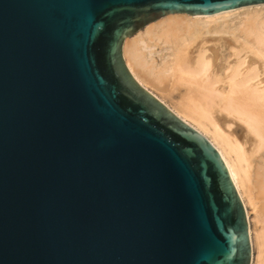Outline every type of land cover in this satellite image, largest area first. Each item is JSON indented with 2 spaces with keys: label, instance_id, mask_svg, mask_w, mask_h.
<instances>
[{
  "label": "water",
  "instance_id": "1",
  "mask_svg": "<svg viewBox=\"0 0 264 264\" xmlns=\"http://www.w3.org/2000/svg\"><path fill=\"white\" fill-rule=\"evenodd\" d=\"M264 0H0V264H252L214 145L133 76L166 15Z\"/></svg>",
  "mask_w": 264,
  "mask_h": 264
},
{
  "label": "bare ground",
  "instance_id": "2",
  "mask_svg": "<svg viewBox=\"0 0 264 264\" xmlns=\"http://www.w3.org/2000/svg\"><path fill=\"white\" fill-rule=\"evenodd\" d=\"M123 52L136 80L221 154L249 223V207L261 223L252 264H264V4L166 15Z\"/></svg>",
  "mask_w": 264,
  "mask_h": 264
},
{
  "label": "rangeland",
  "instance_id": "3",
  "mask_svg": "<svg viewBox=\"0 0 264 264\" xmlns=\"http://www.w3.org/2000/svg\"><path fill=\"white\" fill-rule=\"evenodd\" d=\"M154 92L157 94L158 93V91H155L154 90ZM167 101V103H171L168 99L166 100ZM172 104V103H171ZM173 105V104H172ZM173 111V110H172ZM174 112V111H173ZM175 113V112H174ZM177 115V114H176ZM249 211H250V222L251 223H249V224H251L250 225V228H252V230L254 231L255 230V228L256 229H260L262 226H261V223H260V225L258 224V221H256L257 219L255 218L256 217V214H255V212L249 207ZM258 224V225H257ZM261 226V227H260ZM256 231V230H255ZM256 232H253L252 233V235H253V238H255L254 237V235L256 236V234H255ZM257 245H256V242H255V239H254V247H253V254L257 257V252H258V250H256V249H258L257 247H256Z\"/></svg>",
  "mask_w": 264,
  "mask_h": 264
}]
</instances>
